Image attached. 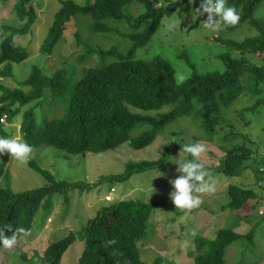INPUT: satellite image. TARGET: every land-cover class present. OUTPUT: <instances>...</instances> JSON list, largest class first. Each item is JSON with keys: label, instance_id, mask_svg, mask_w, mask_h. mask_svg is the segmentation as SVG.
Returning a JSON list of instances; mask_svg holds the SVG:
<instances>
[{"label": "trees", "instance_id": "16d2710c", "mask_svg": "<svg viewBox=\"0 0 264 264\" xmlns=\"http://www.w3.org/2000/svg\"><path fill=\"white\" fill-rule=\"evenodd\" d=\"M14 1L16 19L22 25H0V136L7 137L6 124H11L22 114L23 141L33 150L54 147L71 155H103L124 148L146 149L167 133L172 140L159 159L128 161L123 173L102 176L94 185L58 181L49 171L30 161L29 167L44 177L48 185L20 193L11 188H0V228H11L4 229L8 237L18 228L29 234L38 211H48L53 206L54 195L67 200L72 191L84 194L104 182L124 183L134 175L159 169L168 160L170 149L180 152V144L186 143L184 132L166 131L172 124H179L181 119L189 120L201 130L203 138L211 142L218 127L226 121V111L242 97L247 96L253 101L251 107L238 111L245 124H253L264 117V65H252L244 58L239 60L232 56V53L252 54L264 61V18L257 13L264 0H226L228 6L236 9L240 19L236 25L223 29L235 32L248 27L256 31V35L243 41L215 38L226 49L220 55L224 66L220 70H199L189 55L183 53L180 57L189 73L180 82L175 68L163 57L146 60L137 59L134 54L151 41L162 20L171 17L180 3L188 0H88L83 5L62 0L40 52L52 57L55 48L66 40L67 28L71 27L74 33L71 38H75L77 47L82 45L86 50L77 57L81 62L73 68L56 69L52 74H45L35 66L24 82L9 86L6 82L13 78V65L25 62L31 54L16 43L15 37L31 32L38 17L33 0ZM194 2L199 7L200 0ZM133 3L142 5L144 12L138 16L128 14L125 8ZM206 17L207 14L201 17L194 27ZM122 24L125 28L120 27ZM79 29L86 31H82L85 36L117 35L132 45L126 53L117 47L96 49L82 40ZM92 58L96 59L93 60L95 65L80 75L83 70L80 65ZM45 103L48 106L45 107ZM246 112L255 118L246 121ZM243 137V143L224 149L218 167L210 169L205 164L213 177L241 178L252 169L258 191L229 185V201L223 209L232 212L242 210L249 202H253L251 207L255 208L264 201L261 190L264 189L261 171L264 157L252 149L253 143H248L247 136ZM225 139H229L228 135ZM7 165L5 152L0 156V181L8 172ZM260 182L263 183L260 185ZM162 207L161 203L132 199L103 207L80 234L70 232L48 245L39 257L41 263L60 264L67 250L81 238L83 249L77 264H145L138 244L148 237L149 221L154 211ZM235 215V223L217 230L214 238L196 233L191 246L186 249L187 261L191 264H226L228 249L233 244L244 240L252 247L259 221L246 234H241L235 228L242 222V217ZM23 236L25 234L17 233L16 240ZM153 261V264H178L160 257Z\"/></svg>", "mask_w": 264, "mask_h": 264}, {"label": "rangeland", "instance_id": "374dc122", "mask_svg": "<svg viewBox=\"0 0 264 264\" xmlns=\"http://www.w3.org/2000/svg\"><path fill=\"white\" fill-rule=\"evenodd\" d=\"M62 0H33L32 5L36 8L37 20L31 32L26 35H17L15 41L31 52L29 59L21 64L13 65V78L7 80L6 84L14 86L24 82L33 67L37 66L45 74H52L59 68H73L80 54H84V46L77 47L71 27L65 32V41H62L54 50L53 56L49 57L40 52L42 42L47 37L48 30L54 20L55 14ZM83 5L88 0H73ZM181 2V1H180ZM15 1H0V25L20 27L22 24L16 19L14 10ZM198 8L196 3H180L178 9L171 17H166L151 41L134 54L137 59H151L161 56L169 61L175 68L177 80L183 81L189 73L181 55L186 53L199 70L213 71L223 69L220 60L226 49L220 45L215 38L232 39L243 41L247 37L256 35V31L248 27H242L235 32L225 29L210 31L202 29L196 22L206 14L198 17L196 22L192 21V12ZM125 11L138 16L144 12V7L133 3L125 8ZM259 17L264 18V3L257 12ZM181 18V24L177 31L166 30V24L175 18ZM114 25L113 22L110 23ZM122 24V28H125ZM78 30V29H77ZM76 30V31H77ZM82 40L93 48L109 49L117 47L126 53L132 43L117 35H88L82 34L84 29H79ZM74 47V48H73ZM73 49L75 53L73 54ZM234 58H243L252 65H264V61L257 55L232 53ZM68 59L70 61H68ZM94 58L88 59L80 65L83 75L89 67L94 66ZM112 61L111 59L108 60ZM75 64V65H74ZM183 77V79H180ZM45 107L48 106L45 103ZM253 101L249 97H242L241 101L234 104L226 111L225 122L218 127L213 140L207 141L203 138L201 130L195 128L189 120H179L177 125L172 124L166 131L184 132L186 143H204L207 151L200 159L210 169L218 167L223 157L224 149L233 145L243 143V136H247L248 143H253V150L264 157V117L261 121L247 125L239 118L238 111L251 107ZM246 121L255 118L246 112ZM22 114L17 115L11 124H6L7 137L19 138L23 141L21 134ZM231 133L236 135L232 136ZM167 135H169L167 133ZM159 137L154 144L143 150L122 149L119 152H108L103 155L85 153L71 155L54 147H40L32 151L26 163L20 164L8 155V172L0 181V188H11L14 192L34 190L48 185V181L37 174L31 167L30 161H35L42 169L49 171L58 181L84 182L94 185L102 176L121 174L124 172L128 161L157 160L170 143L169 136ZM228 135V140L225 139ZM171 138V137H170ZM202 138V139H201ZM178 140V137H176ZM162 144V145H160ZM160 147L158 148V146ZM258 148V149H257ZM179 152L170 149L168 160L157 170L137 174L124 183L104 182L89 192L81 194L78 190L72 191L66 200L63 196L54 195L53 206L50 210H39L33 223V228L28 235L16 240L12 249L0 247V264H42L41 253L48 245L66 237L70 232L80 234L83 227L95 217L98 210L122 200H138L143 203L157 202L164 207L154 211L149 221V235L140 242L139 251L145 264H153L155 258L164 260H175L178 264H191L187 261L186 249L191 246L190 242L196 233H201L209 238H214L217 230L226 228L235 223V214H240L242 222L235 228L241 234H246L251 226L259 221L255 241L252 247L242 240L228 249L226 264H264V201H260L255 208L253 202H249L242 210L232 212L223 208L229 201L227 189L229 185H238L244 188H253L258 191L257 184L252 177L251 170L244 173L243 177H227L218 175L214 177L216 191L214 193L197 194L202 199V204L191 211H178L169 198L173 190L169 181L175 179L179 173L175 171L177 165L171 161L178 157ZM182 155V154H181ZM1 156V155H0ZM115 192L111 194L112 201L106 202L105 197L110 194L111 188ZM69 201V202H65ZM168 207V209H165ZM169 208L172 210L170 211ZM248 216H252L251 218ZM83 241L78 238L75 245L67 250L60 264H77Z\"/></svg>", "mask_w": 264, "mask_h": 264}, {"label": "clouds", "instance_id": "9594fccd", "mask_svg": "<svg viewBox=\"0 0 264 264\" xmlns=\"http://www.w3.org/2000/svg\"><path fill=\"white\" fill-rule=\"evenodd\" d=\"M188 2L192 4L194 0H188ZM205 13L207 14L206 20L199 23V26L204 30L219 31L222 27L236 25L240 19L236 9L233 6H228L226 0H200L199 7L192 12V21L196 22L198 17ZM182 18H177L175 15V18L166 24V30L177 31ZM180 145L181 150L178 157L171 161L177 165L175 171L179 175L169 181L173 189L169 193V198L175 209L191 211L198 208L203 202L200 195L197 194L214 193L216 187L213 175L200 159L201 155L207 151L206 145L200 142ZM32 151V146L19 138L0 136V155L7 152L11 159L23 164L26 163ZM4 229L10 230L11 228H0V247L5 249L13 248L16 244L17 233L28 234L27 230L18 228L11 237H8L5 235Z\"/></svg>", "mask_w": 264, "mask_h": 264}, {"label": "built area", "instance_id": "2783aa9c", "mask_svg": "<svg viewBox=\"0 0 264 264\" xmlns=\"http://www.w3.org/2000/svg\"><path fill=\"white\" fill-rule=\"evenodd\" d=\"M4 121H5V118L2 119V122H4ZM261 171L264 173V167L261 168ZM262 183H263V182H260L259 184L261 185ZM259 184H258V185H259ZM260 185H259V186H260ZM261 190H262V192H263V194H264V189L262 188ZM114 192H115V189H114V188H111V189H110V194L107 195V196L105 197V201H106V202L109 203V202L112 201L113 198H112L111 194H113Z\"/></svg>", "mask_w": 264, "mask_h": 264}]
</instances>
